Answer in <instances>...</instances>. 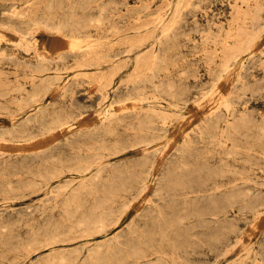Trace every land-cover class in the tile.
Wrapping results in <instances>:
<instances>
[{"label":"rangeland","instance_id":"1","mask_svg":"<svg viewBox=\"0 0 264 264\" xmlns=\"http://www.w3.org/2000/svg\"><path fill=\"white\" fill-rule=\"evenodd\" d=\"M0 264H264V0H0Z\"/></svg>","mask_w":264,"mask_h":264},{"label":"bare ground","instance_id":"2","mask_svg":"<svg viewBox=\"0 0 264 264\" xmlns=\"http://www.w3.org/2000/svg\"><path fill=\"white\" fill-rule=\"evenodd\" d=\"M257 1V0H256ZM40 25V24H39ZM39 27H41V26H39ZM34 29V28H33ZM10 30V29H9ZM15 31V30H14ZM13 31V32H14ZM33 31V30H32ZM1 33H3V32H1ZM19 34V33H18ZM4 35V34H3ZM6 35V34H5ZM4 35V36H5ZM20 35V34H19ZM12 40V39H11ZM73 41V40H72ZM156 42L154 43V45H153V47H152V52H154L155 54H157V46H156ZM47 46V45H46ZM72 47V46H71ZM47 48V47H46ZM70 48V47H69ZM40 49H41V47H40ZM39 49V50H40ZM41 50H43V49H41ZM61 50V49H60ZM49 51V50H48ZM62 51V50H61ZM29 52V51H28ZM43 53L45 52V51H42ZM41 52V53H42ZM209 52V51H208ZM55 53H56V51H55ZM53 54V53H48V56L49 57H51V58H55V57H57L58 56V54ZM81 53H83V52H81ZM34 54V53H33ZM31 55V54H30ZM38 55H39V52H38ZM33 60H36L35 58L33 59ZM41 70V69H40ZM222 74V73H221ZM221 74H220V76H221ZM223 78V77H222ZM50 84V83H49ZM150 87H151V90L150 91H145L146 89V86L144 85V84H142V86H141V92H144L142 95H141V98H146L147 97V95L148 94H150V96L153 98V100H154V102L156 103V102H159V101H156V100H159V99H161L162 97L159 95V87H160V84L157 82V81H154V82H152L151 84H150ZM61 90V89H60ZM146 92V93H145ZM202 92V91H201ZM149 97V96H148ZM131 97H126L125 98V100H128V99H130ZM149 99V98H148ZM152 100V101H153ZM195 100V99H194ZM153 102V103H154ZM168 103V102H167ZM140 105V104H139ZM172 105V104H171ZM164 106H166V105H164ZM163 108V107H162ZM164 109V108H163ZM176 109V108H175ZM140 111H141V109H140ZM140 113V112H139ZM153 113V112H152ZM66 118V117H65ZM65 120V119H64ZM78 123V122H77ZM229 124V123H228ZM64 128V127H63ZM61 129V128H60ZM62 130V129H61ZM65 130V129H64ZM65 131H67V130H65ZM62 132V131H61ZM64 133V132H63ZM66 134V133H65ZM59 135V134H58ZM57 135V136H58ZM62 137V136H61ZM24 145V144H23ZM102 156V155H101ZM100 156L98 155V158H99ZM61 158V157H60ZM94 158H95V156H94ZM63 159V158H62ZM81 161H79V163H80ZM80 166V165H79ZM82 167V166H81ZM60 168H62V167H60ZM89 168V167H88ZM87 169V168H86ZM88 170V169H87ZM66 171V170H65ZM79 171V170H78ZM83 172V171H82ZM79 173V172H78ZM46 183V182H45ZM122 215H120V217H121ZM119 217V218H120ZM102 218H105L104 216L102 217ZM5 227V226H4ZM145 256V255H144Z\"/></svg>","mask_w":264,"mask_h":264}]
</instances>
